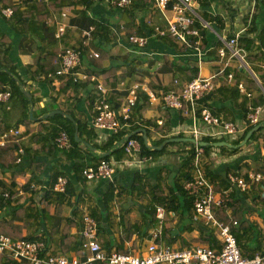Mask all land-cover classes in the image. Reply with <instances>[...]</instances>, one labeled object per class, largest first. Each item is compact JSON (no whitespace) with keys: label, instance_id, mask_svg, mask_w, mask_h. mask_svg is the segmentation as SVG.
<instances>
[{"label":"crops","instance_id":"0c3cea01","mask_svg":"<svg viewBox=\"0 0 264 264\" xmlns=\"http://www.w3.org/2000/svg\"><path fill=\"white\" fill-rule=\"evenodd\" d=\"M133 1L125 8L112 6L111 0H9L7 7L0 3V93L10 94L7 101L0 102V130H20L19 138H13L23 149L20 163L15 152V162L9 168L10 159L0 158V222L11 220L13 229H9L16 231L11 236L10 230L1 228L0 236L39 241L47 255L82 260L88 256L81 247L83 218L89 216L106 253H138L146 249L149 234L158 227L156 207L161 206L168 214L160 242L176 249L210 246L199 240L209 233L216 240L210 247L219 249L214 230L193 223L186 211L193 202L185 190L192 175L185 164L193 143L185 140L192 139L195 126L201 140L213 141L203 162L207 181L217 195L227 193L223 206L235 192L244 208V221L230 228L242 255L252 257L264 249V200L258 189L240 193L227 177L263 173L264 129L258 141L250 139L264 127V0L200 2L194 7L199 38H189L191 47L169 35L156 34L166 28L170 12L154 0ZM4 9H11V16L3 14ZM57 24L65 26L60 38ZM90 30L80 67L106 88L103 97L90 81L74 83L68 76H47L59 68L62 49L79 46L81 34ZM130 36L145 38L147 43L144 47L132 45ZM235 36L239 54L244 55L243 65L239 58L228 60L227 52L224 59L218 55L224 42ZM92 53H98V58ZM197 77H212L213 89L197 105L194 117L163 105L165 93L179 92L184 83ZM240 83L249 98L238 91ZM135 84L139 86L138 100L123 139L135 135L139 151L130 155L118 142L105 148L114 134L94 129L92 122L97 99L105 98L120 115L127 90ZM254 100L262 110L259 128L245 145L239 146L251 130L233 146L249 128L246 113ZM201 107L234 124L236 134L217 135L219 128L207 127L200 120ZM60 132L75 143L69 139V148H58L55 138ZM85 132L92 135L87 137ZM139 139L145 151L140 150ZM103 156H108L114 169L112 181L83 177L81 171L97 167ZM12 173L17 174V194L7 206L2 198ZM58 178L67 180L63 191L53 190ZM256 196L263 201L254 199ZM212 209L216 218L218 208ZM231 211L228 209L226 216H231ZM65 231L70 242L63 239Z\"/></svg>","mask_w":264,"mask_h":264},{"label":"built area","instance_id":"2783aa9c","mask_svg":"<svg viewBox=\"0 0 264 264\" xmlns=\"http://www.w3.org/2000/svg\"><path fill=\"white\" fill-rule=\"evenodd\" d=\"M156 5L163 10L171 13L167 17V26L165 29L156 30L159 36L169 35L177 42L191 47L192 42L189 38H199L198 30L194 28L198 16L194 7L205 0H154ZM132 0H111L112 6L116 8H125L131 5ZM169 6V8H167ZM2 13L11 16V9H4ZM204 26V25H203ZM65 26L57 24V37L64 34ZM89 32L81 34L79 46H67L62 49L58 55L59 68L49 77L68 76L74 83L80 81H90L95 86V90L102 95L107 90L96 78L83 72L80 67V55L83 49L88 46L90 41ZM128 41L132 45L144 47L147 40L142 37L130 36ZM197 44V42H195ZM239 58L243 65L244 55L239 54L237 36L224 42V46L219 48L218 55L220 59ZM95 58L98 53H92ZM227 61L225 62V66ZM212 77L194 78L184 83L179 92L170 91L162 96L163 105L171 110H184L189 116L196 115V107L199 105L201 98L209 94L213 89ZM231 79V76H229ZM138 85H133L127 90L125 104L121 109V114L112 108L105 98H99L94 104L95 118L92 122L94 129L107 131L116 134L128 127V121L131 120V113L135 103L138 100ZM240 93L246 97L250 94L246 92L242 83L237 85ZM8 92L0 93V102L9 99ZM150 98L154 100L153 96ZM260 106H249L247 108V125L253 129L257 127L260 121ZM200 120L207 127L219 128L217 135L233 136L237 132L234 124L223 121L213 116L210 111L201 107L199 112ZM194 143V156L191 164L192 175L185 183V190L193 196V202L188 206L187 213L193 223H201L206 229L214 230L219 239V249L210 246L194 245L183 249H176L167 243L160 242L161 227L166 220L165 209L161 206L156 207V216L158 227L149 234L150 241L146 249L138 253H119L116 251L106 253L97 240L95 221L89 217L83 218V229L81 231L83 250L88 252L82 260L77 258H68L60 255H47L44 245L39 241H30L24 239H11L7 236H0V254H5L13 260H22L26 264H92L94 262H105L107 264H264V249L253 255L245 257L239 250L236 238L232 233L231 226L224 225L214 217L212 208H220L227 201V193L217 195L203 172L204 152L200 145L201 132L197 127L191 129ZM20 130L9 128L0 136V146H4L6 140L11 137L19 138ZM124 151L127 154H135L139 151L138 143L134 139H125ZM58 148L67 149L70 147L68 136L60 132L55 138ZM16 162L20 163L23 149L16 151ZM83 177L87 180L103 179L112 181L114 169L107 161H100L95 168H86L81 171ZM230 185L237 188L240 193L253 191V188L259 190L260 197L264 200V173L252 171L246 177L229 174L227 177ZM67 183L65 178H58L53 186L54 191H63ZM7 196V194H5ZM237 223H233L236 225Z\"/></svg>","mask_w":264,"mask_h":264},{"label":"trees","instance_id":"16d2710c","mask_svg":"<svg viewBox=\"0 0 264 264\" xmlns=\"http://www.w3.org/2000/svg\"><path fill=\"white\" fill-rule=\"evenodd\" d=\"M133 1V0H132ZM134 2V1H133ZM132 2V4H133ZM0 3H2L3 6H8L9 5V0H0ZM170 5H168L167 8H169ZM56 69L58 68H55L53 70V72L56 71ZM54 74V73H53ZM51 74H48L47 76L49 77ZM205 96H203L201 98V100L204 98ZM200 100V101H201ZM199 101V103H200ZM255 101V100H254ZM254 106H259V103L257 101L254 102ZM131 124V120L128 121V125ZM80 124H77V127H76V130H78L79 133H81V130H80ZM127 128V127H126ZM125 128V129H126ZM125 129L119 131L118 133L114 134L112 136V138L110 139L109 143L106 144V147L105 148H109L113 146V143H116L118 142L119 144H121V150L123 151L124 150V143L126 140H124V136L126 134L125 132ZM252 129V127H249L247 128L244 132H243V135L237 139L235 142H233V146H237L239 145V143L243 140L244 136ZM264 129V127H261L258 131L259 132H254L253 135L251 136V139L250 141H258L259 138H260V132ZM5 130H0V134H2ZM83 132V131H82ZM65 133V132H64ZM87 137L92 135V132H85ZM66 134V133H65ZM67 135V134H66ZM128 139H133L135 138V135H130L129 137H127ZM69 139L71 140V142H74L75 141L69 137ZM135 140V139H134ZM139 141V145H140V150L142 149L143 151L146 150L145 146H144V143L142 140H138ZM263 141V148H264V139L262 140ZM203 142L205 143V146L202 147L203 149V152H204V157L206 158L208 156V153H209V150H210V147L213 145V141L209 138H203L200 143ZM112 146H111V144ZM187 144V143H185ZM192 148V151L189 153V158L188 160L186 161V170L188 172V170H190L191 168V164H192V160H193V156H194V146L193 144H189ZM20 148V145H19V142L15 139V138H10L8 139L4 146L1 148L0 147V158H5V159H10V164L7 166V168H9L14 162H15V157H14V153ZM222 149H225V148H222ZM2 160V159H0ZM108 160V156H103L102 158H100V161H107ZM99 161V162H100ZM108 162V161H107ZM263 171L264 173V168L263 169H260ZM17 174L15 173H12V180L10 182V185L5 189V193L3 195V201L5 202L3 205H7L9 206L12 202L15 201L16 199V194H17V188L14 184V179L16 177ZM24 190H27V187L24 186L23 187ZM255 188H253L254 190ZM216 190H219V187H216ZM258 193L256 190L254 192V194ZM5 194H7V196H5ZM257 195V194H256ZM48 195L44 196V198L42 200L45 201V198H47ZM230 200L229 203L225 206H223L222 208H218L216 209V212H215V215H216V218L222 222L224 225H228V226H233V223H240L243 220L244 218V208L241 207V205H239V202L238 200H236V195H235V192H233L231 195H230ZM254 198V197H253ZM254 199L256 200H261L259 198V196H256ZM263 201V200H261ZM264 203V201H263ZM188 208V206H187ZM175 209V207H174ZM228 209H231V216H226V211ZM187 211V209H186ZM3 228V229H7V230H10L9 228H12L13 229V226H12V221L11 220H7V221H3V222H0V229ZM20 229V228H19ZM16 231L14 230H10V233H11V236L13 235H16L15 234ZM18 233V232H17ZM164 235L167 236V231L165 230L164 231ZM12 239H14V237H11ZM63 239L64 240H70V236L68 234L67 231L64 232V235H63ZM171 238H168V241H170ZM202 243H206V244H209L210 246L214 245L215 243V238L212 236V234H209V233H206L204 235H202L201 239H199ZM70 242V241H69ZM171 243V241H170ZM0 264H15L14 261H12L7 255H4V254H0Z\"/></svg>","mask_w":264,"mask_h":264},{"label":"water","instance_id":"95a60500","mask_svg":"<svg viewBox=\"0 0 264 264\" xmlns=\"http://www.w3.org/2000/svg\"><path fill=\"white\" fill-rule=\"evenodd\" d=\"M259 128V127H258ZM257 127L256 128H254V130H256V129H258ZM254 130H251L247 135H246V137L244 138V140L240 143V145L239 146H243V145H245V143H246V141H247V139L250 137V135L252 134V132L254 131ZM185 141H189V142H191V143H195V141L193 140V139H190V140H185ZM200 145H204L203 143H200ZM219 145H227V144H225V143H221V144H219Z\"/></svg>","mask_w":264,"mask_h":264},{"label":"clouds","instance_id":"9594fccd","mask_svg":"<svg viewBox=\"0 0 264 264\" xmlns=\"http://www.w3.org/2000/svg\"><path fill=\"white\" fill-rule=\"evenodd\" d=\"M132 3V2H131ZM92 56V55H91ZM99 56V55H98ZM92 57H94V56H92ZM95 58V57H94ZM98 58V57H97ZM89 76H91V75H89ZM259 123H260V121H259ZM258 126V125H257ZM251 130H254L253 128L251 129ZM7 131V130H6ZM5 131V132H6ZM7 141V140H6ZM219 221V220H218ZM124 253H129V252H124ZM131 253V252H130Z\"/></svg>","mask_w":264,"mask_h":264}]
</instances>
